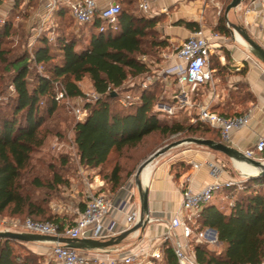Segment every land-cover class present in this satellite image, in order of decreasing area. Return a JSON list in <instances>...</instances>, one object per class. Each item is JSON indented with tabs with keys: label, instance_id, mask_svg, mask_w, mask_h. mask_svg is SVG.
Here are the masks:
<instances>
[{
	"label": "trees",
	"instance_id": "16d2710c",
	"mask_svg": "<svg viewBox=\"0 0 264 264\" xmlns=\"http://www.w3.org/2000/svg\"><path fill=\"white\" fill-rule=\"evenodd\" d=\"M118 1L122 6L116 30L107 27L100 32L102 22L97 18L89 24L87 41H81V35L79 39L70 33L66 35L69 13L65 7H58L54 22L61 27L52 29L55 39L49 38L48 31L39 36L29 60L43 69L41 74L30 69L26 53H16L6 46L16 34L13 25L5 21L0 26V216L8 213L11 217L51 222L60 230L75 224L77 218L73 223H66L47 206L59 185L65 184L62 174L54 171L50 178H41L31 162L46 139L44 125L62 109L56 97L61 92L64 100L84 97L79 84L85 78L97 98L84 106L85 120L74 124V144L80 165L87 169L102 168L113 153L117 154V160L105 176L111 193L117 192L137 167L131 152L151 136H198L221 142L219 132L204 123L185 125L161 119L153 110L157 88L143 91L136 104L119 109L117 90L129 78L149 72L140 58L158 56L169 44L157 30L161 17L134 13L131 6L136 0ZM175 26L191 32L200 30L195 22L178 21ZM212 32L229 35L223 17L218 19ZM226 61L229 62L228 55ZM209 68L219 78L228 74V65L222 66L217 58L209 60ZM245 72L244 66L240 73ZM9 87L12 94L4 102L2 96ZM211 111L223 117L242 115L217 113L215 108ZM65 163L61 159V164ZM40 191L42 197L38 196ZM220 195L228 200L227 204L221 206L212 203L216 197L212 199L195 217V228L214 230L222 251L217 254L207 245L192 242L196 261L199 264H264V176L221 187L216 196ZM14 242L0 238V264H41L35 255L15 254ZM160 249L161 258L155 264H177L169 241Z\"/></svg>",
	"mask_w": 264,
	"mask_h": 264
},
{
	"label": "rangeland",
	"instance_id": "374dc122",
	"mask_svg": "<svg viewBox=\"0 0 264 264\" xmlns=\"http://www.w3.org/2000/svg\"><path fill=\"white\" fill-rule=\"evenodd\" d=\"M116 1L120 6H122L118 0ZM249 1L250 0H245L244 2L248 3ZM139 2L140 0H136L131 6V10L137 15H144L147 17L148 14H144L140 11ZM230 2L231 0H201L202 5L198 6V9L195 7L193 12H189L188 10V16L183 19L184 21L193 19L198 23L200 29L212 32L218 22V19L220 17L225 19L224 10ZM185 4H187L188 7L190 6V3H181L168 9L167 13H170V15H173V13H177V15L178 13L184 14L181 12V8H183L182 6ZM28 5L24 4L23 0H0V26H2L5 21H8L11 25H13V29L16 31V34L13 38H10L9 42L6 43V46L16 53H26L30 69L34 73L41 74L43 69L39 66H35L33 63L29 62V60L32 58L33 45L36 39L44 32H40L37 36L33 35L32 29L36 27L37 20L33 17V10L29 9ZM205 10L206 12H204ZM68 17L69 15H67L65 22V26H67V28H65L66 35L70 33L77 39H79L81 35V41H87L91 31L90 25L78 26L70 17ZM226 22L227 21L225 20V24ZM161 23H164L163 20ZM60 27V23L52 22L50 28L46 29L50 32ZM159 29L160 28L157 26L158 32ZM228 29L229 34H232L231 37L229 35V38H235V36L238 35L231 26H229ZM57 34L60 33L57 31ZM55 35V33L48 34L51 40L55 39ZM159 54L155 57L143 56L140 58V60L149 69V72L137 78H129L123 84L122 88L117 90L119 97L127 93L132 96H139L143 91L157 88V101L154 104L153 110L159 113V117L161 119L169 123L181 122L185 125L199 122L197 118L198 108L201 104L200 102H202L201 95L202 92L206 90V86H198L195 89H192L190 86L184 85L182 90L185 94H181L173 78L169 77L167 80H164L163 70L166 67L159 59ZM223 77H220V81L216 82V84H218V89H220L222 97L224 98L221 105H224L225 109L226 107L229 109L234 105L243 104V100H245L244 90L240 87L235 90L232 87L230 88L228 86L229 84ZM237 85L241 84L237 83ZM79 86L84 94V97L72 99L69 100V102H66L65 100L60 101L62 109L58 110L56 115L44 125L46 139L43 146L32 156L31 162L35 172L39 174L41 178H50L54 171H58L62 174L65 184L59 185L57 191H55L49 199L47 206L49 207L51 213L57 214L66 223L74 222L84 205L88 194L104 195L114 202L118 197V191L128 188L130 181L135 177L139 166L147 161L155 152L187 138H200L198 136L184 135H173L166 138H161L157 134L151 136L141 146H139V148L131 152L133 159L137 160V167L132 175L122 183L120 189L115 193H111L105 176L109 173L113 164L117 160L116 153H113L110 161L102 168L87 169L79 163V157L74 144L72 131L74 124L77 122L74 109L84 107L87 104V100H89L90 103H93L96 97V94L94 93L87 78L83 79ZM228 93L230 94L227 95ZM8 94H12L11 87H9L6 94L2 96V101H6V96ZM118 107L121 109L120 105H118ZM222 111L223 110L218 111L217 113H224ZM228 115H231V113H228ZM211 137L213 138V136ZM189 149L204 151L214 155V163L221 167L226 174L232 176L233 179L243 180L247 178V176H245L235 166L234 161L228 159L220 153L212 152L204 147H199L194 144H182L173 147L166 151L163 155L155 158L152 164L146 168L151 169L158 161L169 160L170 157ZM61 159H65L66 163L61 164ZM240 181L238 180V182ZM217 193H219V191ZM217 193L214 195L213 199L215 197L216 198L212 201V203L216 202L221 206L227 204L228 200H226V198L222 195L216 196ZM38 196L42 197L41 191ZM24 220L25 217H11L8 213L1 215L0 232H4L5 229H10V232H19L20 229L18 226H15V224H22ZM190 242H192V240H190ZM29 245H37L41 248L39 250H32V246ZM12 247L14 253L22 257L31 254L39 257L41 264H53L49 256L51 247L50 244L44 242L36 244H22L14 242L12 243ZM208 247L217 254L220 253L223 248L222 245L217 242L213 245H209Z\"/></svg>",
	"mask_w": 264,
	"mask_h": 264
},
{
	"label": "crops",
	"instance_id": "0c3cea01",
	"mask_svg": "<svg viewBox=\"0 0 264 264\" xmlns=\"http://www.w3.org/2000/svg\"><path fill=\"white\" fill-rule=\"evenodd\" d=\"M48 1L23 0L24 4L31 5L28 6L29 9L33 10V17L37 20L36 27L39 18L46 12L45 6ZM109 2H115V0H97L98 6H103ZM181 3H190L189 7L187 4L182 6L181 12L184 14L178 13L177 15V13H173V15H170V13H167L168 9ZM201 5V0H155L150 3L147 17H161L164 22L162 24L161 20L158 28H160L161 37L165 38L169 44L159 55L165 67L179 65L181 62L173 56H169L165 60L161 55L163 53L169 54L172 48L179 46L193 33L183 27L175 26V23L184 21L183 18L187 17L190 11L193 12L195 7L198 9V6ZM51 20L52 22L55 21L54 13L51 16ZM187 22L197 23L193 19L187 20ZM226 26L228 28L229 26L240 28L264 48V8L256 0H250L248 3L243 1L237 8L230 10L227 13ZM36 27L32 30H35ZM43 30L42 32L49 31L46 27ZM203 31L212 45L210 57L219 59L222 66L228 65V74L225 75L224 79L230 88L232 87L235 90L240 87L243 89L245 100H243L241 105H234L232 108L228 109L226 107L225 109L224 105H221L224 100L222 92L218 89V84H216V82L220 81L219 77L215 76L211 70L213 84L202 85L206 86V90L202 92L200 105H207L210 111L215 108L216 112L223 110L222 112L224 113L249 115L248 125L231 131L229 142L225 145L240 152L252 149L258 137L264 135V66L251 54L249 47H244L235 39L236 36L235 38H229V35L231 37L232 34L222 36ZM48 34H51V31ZM226 55H228V63H226ZM244 66L246 67V72L241 74L240 71ZM237 83L241 85H237ZM209 164L216 165L214 163V155L193 149L184 150L170 157L169 160L158 161L151 169H147V182L142 180L141 175L139 177L142 188L148 190V214L144 215V225L132 231L118 245L107 249L80 251L92 256L121 258L132 255H150L158 250L162 245V236L167 232L168 225L174 214L179 210L182 201V185L188 186L189 189L197 192L213 183L224 184L228 180L235 182L242 180L233 179L232 176L224 171L214 177L211 174ZM193 165H198V168L194 169ZM187 178L189 179L188 182H186ZM116 201L119 202L118 206H116L118 204ZM116 201H114L116 208L114 207L110 210L106 219V224L110 225L112 230L119 232L114 238L137 226L133 225L129 228V224L126 221L127 215L133 211L140 210V199L135 177L130 181L127 189L118 191ZM147 219L149 220L147 221ZM175 232L181 238V230L177 229ZM31 248L32 250H39L41 247L36 245Z\"/></svg>",
	"mask_w": 264,
	"mask_h": 264
},
{
	"label": "built area",
	"instance_id": "2783aa9c",
	"mask_svg": "<svg viewBox=\"0 0 264 264\" xmlns=\"http://www.w3.org/2000/svg\"><path fill=\"white\" fill-rule=\"evenodd\" d=\"M155 0H142L139 2V9L147 14L150 3ZM264 8V0H256ZM63 6L67 9L70 18L78 26H84L94 23L98 18L102 25L99 28L103 32L107 27L116 30L118 15L120 14V5L116 2H109L103 6H98L97 0H49L45 6V14L39 18L38 25L32 30L33 35H38L43 28L52 24L51 16ZM215 37V35H214ZM212 45L209 38L205 36L202 29L193 32L190 37L183 41L179 46L172 48L171 52L163 53L161 56L167 60L169 56L178 59L181 64L172 67H166L163 70L164 80L169 77L177 84L181 94L184 85L195 89L198 86L212 85V72L209 68L210 51ZM166 82V81H165ZM187 98V96L185 95ZM97 96L95 97L96 100ZM57 101L64 100L63 93L56 97ZM69 102V100H65ZM139 101V96L130 94L121 95L118 103L121 107H129ZM87 103H90L87 100ZM76 121L83 122L87 116L84 107L74 109ZM197 118L199 122L208 125L210 128L219 132L221 143L229 142L230 132L248 125L249 115H240L237 117H223L210 111L207 105H200ZM244 157L263 163L264 159V135L259 136L252 149L241 152ZM211 174L217 177L223 172V169L217 165L209 164ZM194 169L198 165H193ZM189 179H186L188 182ZM239 182L228 180L224 184L213 183L207 185L197 192L192 191L188 186L182 185V201L179 210L174 214L173 219L167 227V232L162 236V244L169 241L176 258L177 264H199L191 248V243L213 245L217 242L216 234L212 229L198 231L195 228V217L199 211L210 203L214 195L221 187H231ZM118 206V204L116 205ZM114 202L104 195L88 194L83 205V210L78 213L75 224L71 227H65L60 230L57 225L51 222H39L32 219H25L22 224H15L20 231L18 233H28L33 235H43L56 238L67 239H93L107 241L117 236L119 232L112 230V227L106 224L109 212L114 208ZM116 208V207H115ZM149 219H147L148 221ZM129 228L138 225L141 221V211H133L126 217ZM144 223V218L143 222ZM181 230V238L176 234V230ZM4 232H10L5 229ZM192 240V242H190ZM50 244V259L53 264H155L161 258V247L150 255L142 256L132 255L121 258H107L99 255H88L80 250H74L65 247L57 242H44Z\"/></svg>",
	"mask_w": 264,
	"mask_h": 264
},
{
	"label": "water",
	"instance_id": "95a60500",
	"mask_svg": "<svg viewBox=\"0 0 264 264\" xmlns=\"http://www.w3.org/2000/svg\"><path fill=\"white\" fill-rule=\"evenodd\" d=\"M243 1L245 0H231V2L227 5L224 10V17L227 21V13L237 8ZM234 31L241 37V39L248 45L251 54L262 64H264V48L257 44L254 40H252L245 32H243L240 28L231 26ZM115 95V93H113ZM182 144H194L199 147H204L212 152L220 153L227 157L232 161H241L247 164H250L254 167L258 168V172L253 175H245L247 178L259 177L264 176V163L260 161H256L253 159H248L243 156V154L221 142H215L208 139H200V138H187L182 141L173 143L169 146L164 147L163 149L155 152L147 161L139 166L136 171L135 178H136V185L137 191L139 194L140 199V211H141V221L140 223L135 226L133 229L124 232L122 235L112 238L107 241H99L93 239H67V238H56V237H49L43 235H33L28 233H18V232H0V238L9 239L12 241H16L22 244L27 243H43V242H57L63 244L65 247L74 249V250H97V249H107L114 245H118L126 236H128L132 231L140 228L144 225L143 218L144 215L148 214V190L143 189L141 183L139 181V177L141 175L142 170L144 169L147 163H152L155 158L163 155L169 149L182 145ZM214 234L216 232L212 230Z\"/></svg>",
	"mask_w": 264,
	"mask_h": 264
},
{
	"label": "bare ground",
	"instance_id": "6f19581e",
	"mask_svg": "<svg viewBox=\"0 0 264 264\" xmlns=\"http://www.w3.org/2000/svg\"><path fill=\"white\" fill-rule=\"evenodd\" d=\"M236 40L241 44V45H244V47H248V45L241 39V37H239L238 35L236 36ZM235 163V166L245 175H253L255 173L258 172V168L257 167H254L250 164H247L245 162H241V161H234ZM150 164L152 163H147L144 167V169L149 166ZM142 171L141 173V178L144 182H147L148 180V174H147V168ZM142 181V182H143Z\"/></svg>",
	"mask_w": 264,
	"mask_h": 264
}]
</instances>
